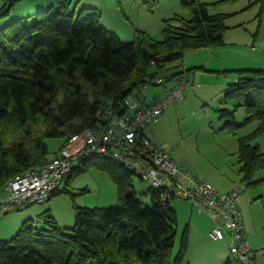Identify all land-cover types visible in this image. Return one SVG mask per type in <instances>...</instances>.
<instances>
[{
	"label": "trees",
	"instance_id": "obj_1",
	"mask_svg": "<svg viewBox=\"0 0 264 264\" xmlns=\"http://www.w3.org/2000/svg\"><path fill=\"white\" fill-rule=\"evenodd\" d=\"M10 1L0 10V24L21 0ZM238 1L184 2L190 17L165 18L159 40L135 29L134 39L123 42L102 24L100 9L78 10L72 0H57V7L1 24L0 191L15 175L52 155L47 139H62L61 149L69 135L93 125L103 101L121 114L125 98L140 91L159 69L191 51L221 45L230 14L211 13L209 7ZM235 71L239 81L225 98L237 104L223 108L221 117L226 119L223 128L234 134L254 125L239 138L238 151L243 180H251L264 167V149L256 140L264 133V69ZM240 108L246 111L243 122L236 117ZM75 120L79 123L67 127ZM88 164L109 173L118 203L76 207L70 228L61 227L48 211L40 221L23 222L15 236L0 241V264H183L187 232L174 254V198L149 188L145 194L151 204L146 205L131 183L135 173L126 167L108 158L85 159L66 188L54 195L67 190Z\"/></svg>",
	"mask_w": 264,
	"mask_h": 264
},
{
	"label": "rangeland",
	"instance_id": "obj_2",
	"mask_svg": "<svg viewBox=\"0 0 264 264\" xmlns=\"http://www.w3.org/2000/svg\"><path fill=\"white\" fill-rule=\"evenodd\" d=\"M188 1L191 0H136L133 5L132 2L120 5L117 0H114L115 4L110 5L111 12L108 11L104 15L102 22L110 24V28L115 30L114 32L123 42H130L134 39L135 29L144 30L153 39L159 40L162 38V23L165 18L175 14L190 17L184 7V2ZM197 1L213 3L218 0ZM76 2L77 0L74 3ZM83 7L82 3L78 10ZM209 11L230 14L224 42L211 48L225 51L230 60L233 58L237 62L247 61L241 63L253 65L252 67L250 65L241 67V69H264V0H239L235 4H221L217 8L211 5ZM32 13L26 12L23 18ZM111 17L116 20H112ZM204 55L202 51L194 50L187 53L185 57L190 64L200 59L204 60ZM212 59H216L215 56ZM179 62H170L169 69L163 71L162 75H171L172 72L179 70ZM210 62L213 63L211 60ZM231 72H235L232 75L238 74L235 70ZM208 73L203 72L207 77H218L216 73ZM219 79L223 82L227 77L222 75ZM152 87L150 90L141 89V92L137 91L135 95L138 94V98L144 100L141 96L147 94L150 97L149 93L156 89L155 85ZM221 92L220 87L202 89L199 98L193 99L191 105L187 106L185 113L190 116L187 123L180 125L179 118L175 119L172 114L161 127L158 141L169 152L177 155L184 154L191 164L211 175L219 185L233 184L235 188L242 189L237 202L243 212L249 240H257L259 244H262L260 248H254L257 250V264H264V167L257 170L251 180H243V174L239 173L236 166L238 138L249 134L254 126H243L236 134L222 129L226 119L220 117L221 109H233L235 106L233 101L226 102L225 92L224 94ZM59 99L63 100V96L60 95ZM243 114L242 108L237 116L240 122L244 120L245 115ZM78 123L79 121L75 120L67 127ZM256 140L264 149V133ZM47 143L52 155L60 152L62 139L49 138ZM131 183L138 192V198L146 205L151 204V197L145 194L149 189L148 183L140 177V174H132ZM1 195L8 198L9 191L3 189ZM118 201L117 185L109 173L93 164H88L85 170L73 176L67 190L54 195L49 200L29 204L23 209H15L2 215L0 225L10 222V227L3 232V236L9 240L17 234L23 222L40 221L39 217L48 211L61 227L70 228L75 224L76 207L112 206ZM171 205L177 214L174 254L180 250L182 239L187 232L188 246L183 264H225L228 256L225 244L215 242L208 236L205 237V229L209 225L211 216L187 200L174 198ZM196 221L200 227H197ZM200 239L207 241L201 244ZM222 254L223 259L221 260Z\"/></svg>",
	"mask_w": 264,
	"mask_h": 264
},
{
	"label": "built area",
	"instance_id": "obj_3",
	"mask_svg": "<svg viewBox=\"0 0 264 264\" xmlns=\"http://www.w3.org/2000/svg\"><path fill=\"white\" fill-rule=\"evenodd\" d=\"M175 78L172 81L160 75L153 77L143 88L162 85L164 94L145 106L134 96H128L124 100L126 110L121 114L103 101L93 125L69 135L58 154L37 162L8 181L5 188L9 196L0 201V217L29 204L49 200L64 190L71 173L85 159L108 158L140 174L149 188L160 190L165 196L190 201L207 212L214 222L211 235L225 242L228 264H257L243 212L237 204L242 189L220 190L210 180L184 169L144 134L148 123L161 116L172 103L184 98L193 87L186 72H180Z\"/></svg>",
	"mask_w": 264,
	"mask_h": 264
},
{
	"label": "crops",
	"instance_id": "obj_4",
	"mask_svg": "<svg viewBox=\"0 0 264 264\" xmlns=\"http://www.w3.org/2000/svg\"><path fill=\"white\" fill-rule=\"evenodd\" d=\"M72 1H73L74 8L76 7L77 9L82 3H83L84 7H91V8L100 9L101 10V22H102V19H103L104 15L108 11L111 12L110 11V8H111L110 5L115 4L114 0H77L76 3H74L76 0H72ZM117 1H118V3L120 5H122L124 3H129V2L130 3L132 2V5H133L136 2V0H117ZM10 2H11L10 0H0V10L3 7H5L7 3H10ZM27 3H29V5H27ZM51 6L57 7V0H21L15 6V8L13 9L11 16L9 18L5 19L1 24H4L5 22H8L11 19H21V18L25 17V13L26 12H28V13H32L33 12L32 14H35V13H37L36 11L39 12L40 10H45L46 8L51 7ZM32 14H30V15H32ZM111 18H112V20H116L113 17H111ZM107 21H110V20H107ZM102 24L108 30H110L112 32L115 31L113 28H110V26H109L110 24H106V23H103V22H102ZM199 50L202 51L203 54H205L204 55V58H205L204 60L200 59V60H198V62L195 61L193 63L188 64V62L186 61V57H185L182 61L179 62L180 63V65H179L180 69L175 71V72H172L171 75H165V76L162 75V72L165 71L169 67V65L165 69H159L158 70V75H162L163 77H169L172 81H175V79H176L175 75L177 73L186 72L188 77L193 82V87H191L188 90V92H187V94H186V96L184 98H182L178 102L172 103V105H170L168 107V109H166L161 116H159L158 118H156L152 122L148 123V125L146 126V128L144 130L145 136L147 138H149L150 140L156 142L160 146H161V144L158 141V139H159V136H160V133H161V127L164 126L165 122L170 119L172 114H173L175 119L179 118V120H180L179 124L180 125L187 123V121L190 118L189 114L185 113V111L188 109L187 106L191 105V102H192L193 99H195V98L198 99L199 98V93L202 91V89H208V88H211V87H220L221 91H222L221 93L224 94V92L226 93L231 86H233L235 83H237L239 81V76L240 75L239 74L232 75L235 72H231V71H234V70H237V69H241V67H247L248 65H250L251 67L253 66L252 64L241 63V62H247V61L237 62L233 58H232V60H234V61L230 60L227 57V53H225V51H222V50H220L218 48L217 49L216 48L212 49L211 47L210 48L208 47V48H202V49H199ZM213 56H215L216 59H212ZM225 59H229V60H225ZM210 60L213 63H211ZM203 72H206V74L208 72L216 73L218 77H213V76L212 77H207V76H205L203 74ZM208 74H210V73H208ZM222 75L227 77V79H225L223 82L220 81V79H219V77L222 76ZM205 78H206V80H204ZM155 86H156V87H154V88H156L155 91L149 93L150 97H148V95L146 94L144 96H141L144 100H140L138 98L139 96H137L138 94H136V95H134L135 100H137L142 106H145V105L150 104L154 100H156L158 97L162 96L164 94V91H165L164 86H162V85L161 86L160 85H155ZM151 87L146 88V89L142 88V89L150 90ZM140 92H141V90H140ZM224 96H225V94H224ZM225 101L229 102V101L226 100V98H225ZM232 103H234V106L237 104L235 101H233ZM240 109L242 110V108H240ZM243 110H244V114L243 115H245V117H246V111H245L244 108H243ZM237 116H238V112L236 114V117ZM220 117H221V114H220ZM245 117L243 119H245ZM224 124H223V127H224ZM223 127H222V129H224ZM239 138H238V151H239ZM161 147L164 148L163 146H161ZM166 151L172 157H174L176 159V161L184 169L192 172L193 174H195V175H197L199 177H203V178H206V179L210 180L220 190L228 191V190H231V189L235 188V185H233V184H231V185H229V184L228 185H224V184L219 185L217 183V181L214 180V178L211 175H209L207 172H205L203 169H200V168L196 167L195 165L191 164V162L185 157L184 154L177 155L175 153L169 152L168 150H166ZM238 151H237V154H238ZM236 163H237V165H236L237 169L239 170V173L242 175V173L240 171L241 164L239 162V156H238V159H237ZM4 189H6V188H4ZM1 192L2 191H0V201L7 197V196L1 195ZM237 204H238V202H237ZM238 206L240 207L239 204H238ZM10 225L11 224H10L9 221H8V223L6 225L1 223V225H0V241L1 240H7V237L3 236L4 235L3 232H5V230H7L10 227ZM196 225H197V227H200L199 224L197 223V221H196ZM191 229H192V227H191ZM213 229H214V223H213L212 219L209 218V225L206 226V229H205V237L208 236L213 241L222 242V244L224 245L225 242L213 238V236L211 235ZM206 232H208V233H206ZM206 241H207L206 239H203V240L200 239L201 244H204V242H206ZM250 243L253 246V248H255V247H259L260 248L261 245H262V244H259V242L257 240L250 241ZM259 248H257V249H259ZM256 251L257 250H255V256L257 258ZM220 257H221V260H222L223 259V254Z\"/></svg>",
	"mask_w": 264,
	"mask_h": 264
},
{
	"label": "water",
	"instance_id": "obj_5",
	"mask_svg": "<svg viewBox=\"0 0 264 264\" xmlns=\"http://www.w3.org/2000/svg\"><path fill=\"white\" fill-rule=\"evenodd\" d=\"M148 160H150L149 158H147ZM151 161V160H150Z\"/></svg>",
	"mask_w": 264,
	"mask_h": 264
}]
</instances>
